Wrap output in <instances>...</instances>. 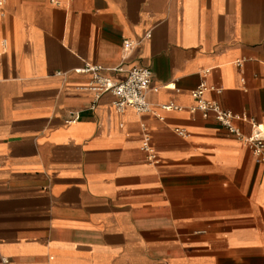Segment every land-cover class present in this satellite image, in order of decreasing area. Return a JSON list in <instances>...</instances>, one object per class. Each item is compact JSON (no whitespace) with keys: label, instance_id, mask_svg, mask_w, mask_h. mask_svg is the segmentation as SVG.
<instances>
[{"label":"crops","instance_id":"obj_1","mask_svg":"<svg viewBox=\"0 0 264 264\" xmlns=\"http://www.w3.org/2000/svg\"><path fill=\"white\" fill-rule=\"evenodd\" d=\"M87 65L150 69L153 113L83 90ZM203 84L264 126V0H6L0 264H264V164L190 113Z\"/></svg>","mask_w":264,"mask_h":264},{"label":"built area","instance_id":"obj_2","mask_svg":"<svg viewBox=\"0 0 264 264\" xmlns=\"http://www.w3.org/2000/svg\"><path fill=\"white\" fill-rule=\"evenodd\" d=\"M5 4L6 0H0V11L3 10ZM136 46L137 44L134 42L125 41L123 43V55L125 57L129 56ZM111 72L121 73L123 70L121 67L108 70L102 66L87 65L82 70L76 71L79 75L91 76L90 81L83 90L93 93L96 99L106 94L114 98L112 107L117 114H123L127 110H132L139 115L153 113L147 98L150 93H158L159 88H152L153 75L150 69L133 67L126 71V78L120 82L113 80L109 76ZM207 92L221 93L220 90L207 87L204 84L199 86L190 94L195 102L194 107L190 109V113H200L205 120L212 117L217 124L251 151L257 163L264 164V126L246 116L235 115L222 109L216 102L205 98ZM162 110L180 111L181 109L169 104L162 106ZM77 119V117L72 118L67 123H74ZM237 122L249 123L252 128V134L249 136L242 135L240 129L236 126ZM142 129H144V126H142ZM175 133L180 137H186L183 130H175ZM141 150L150 161H155V155L150 146V138L146 133L143 136ZM1 263L8 264V260L2 259Z\"/></svg>","mask_w":264,"mask_h":264}]
</instances>
